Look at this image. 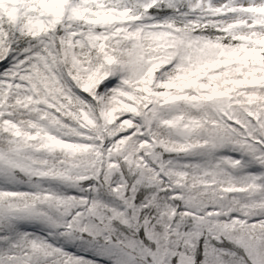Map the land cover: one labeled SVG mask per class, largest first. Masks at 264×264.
Instances as JSON below:
<instances>
[{"label":"snow or ice","instance_id":"1","mask_svg":"<svg viewBox=\"0 0 264 264\" xmlns=\"http://www.w3.org/2000/svg\"><path fill=\"white\" fill-rule=\"evenodd\" d=\"M0 264H264V0H0Z\"/></svg>","mask_w":264,"mask_h":264}]
</instances>
